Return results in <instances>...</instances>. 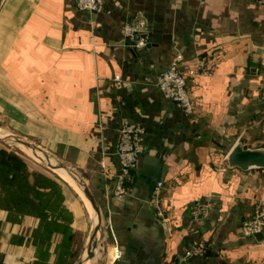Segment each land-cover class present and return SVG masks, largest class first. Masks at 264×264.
Segmentation results:
<instances>
[{"label":"crops","instance_id":"0c3cea01","mask_svg":"<svg viewBox=\"0 0 264 264\" xmlns=\"http://www.w3.org/2000/svg\"><path fill=\"white\" fill-rule=\"evenodd\" d=\"M101 1L98 13L80 10L78 0L0 6V89L20 106L22 122L36 121L38 146L73 166L96 196L103 220L95 260L264 264V231L257 238L241 229L264 207V173L226 165L238 141L264 145V3ZM136 18L147 23L148 45L140 49L128 46L124 34ZM176 54L185 58L183 70L197 56H207L213 68L189 78L194 116L157 86ZM115 76L122 86H114ZM125 121L144 126L145 149L119 194L116 150ZM28 169L18 173L0 163V264H74L78 221L91 222L90 210L61 180L41 172V183ZM159 181L164 218L150 204ZM200 204L209 215L195 221ZM198 249L206 254L187 257Z\"/></svg>","mask_w":264,"mask_h":264},{"label":"built area","instance_id":"2783aa9c","mask_svg":"<svg viewBox=\"0 0 264 264\" xmlns=\"http://www.w3.org/2000/svg\"><path fill=\"white\" fill-rule=\"evenodd\" d=\"M260 1L264 3V0ZM77 5L80 10L91 13H98L103 10L101 0H78ZM124 34L127 45L132 48L140 49L148 45L147 23L143 18H136L126 22L124 25ZM184 60L183 55L176 54L169 68L158 78L157 86L160 88L166 100L178 104L188 115L194 116L197 104L189 90V78L199 75H211L213 68L209 66L207 56L195 57L191 60V65L185 70L181 66ZM113 83L114 86L120 87L123 84V79L121 76H115ZM261 99L264 101V80ZM144 134L145 128L140 124L129 121H125L122 124L116 150L121 166V174L117 184V192L119 194H123L126 190V183L132 181L133 171L144 153ZM164 188L165 183L163 181L157 182L150 199V204L160 218L165 217L161 202ZM208 215L209 207L204 204L197 205L192 210V217L195 221L206 219ZM241 229L243 234L249 237H254L256 234L262 233L264 231V207L257 206L252 218L245 221ZM205 254L206 251L204 249H198L189 252L187 257L204 256ZM118 256H121L120 250H118Z\"/></svg>","mask_w":264,"mask_h":264},{"label":"water","instance_id":"95a60500","mask_svg":"<svg viewBox=\"0 0 264 264\" xmlns=\"http://www.w3.org/2000/svg\"><path fill=\"white\" fill-rule=\"evenodd\" d=\"M1 3L2 0H0V6ZM0 142L10 147L16 148L29 155L33 159L38 160L46 168L55 172H61L74 180L79 190L89 201L91 206V233L87 244L81 251L74 264H85L89 259H93L96 256V250L101 239L103 217L101 206L96 199V196L91 191L90 187L85 182L80 173L69 164L50 157L46 152V154L38 152L34 148H38V146L33 145L26 138L2 131L1 126ZM226 165L230 170L237 169L244 172L264 173V145L250 146L243 140L238 141L227 155ZM160 177H163V175ZM262 235V233H259L256 234V237L260 238Z\"/></svg>","mask_w":264,"mask_h":264},{"label":"rangeland","instance_id":"374dc122","mask_svg":"<svg viewBox=\"0 0 264 264\" xmlns=\"http://www.w3.org/2000/svg\"><path fill=\"white\" fill-rule=\"evenodd\" d=\"M0 86L1 87L3 86L1 81H0ZM10 99H11V94H9L8 92H5V90L3 88L0 89V126H1V130L4 132L14 134V135L22 136V137L26 138L29 142H31L33 145L38 146L37 143H42L43 140L36 136V131H35V127L37 125L36 121L35 122H29V123H27V121L22 122L21 116H20V106L18 105L19 108L16 106H12ZM7 100L9 101V103ZM35 120H36V118H35ZM23 135H25L26 137ZM38 147H40V146H38ZM2 148H8L11 151L17 152L18 155L21 156L26 161V163L29 166L28 170H30V171H28L27 174L32 179H37V181L39 182V181H41L40 178L42 177V174L45 173L49 176L48 178L54 179V180H61L64 187H68L70 190L71 189L74 190L63 178H61L57 174V172L46 168L38 160L33 159L29 155L21 152L20 150H18L16 148L10 147V146L5 145V144L0 142V149H2ZM40 148H42V147H40ZM45 152L50 157L57 159L53 154L51 155V153H49L47 150H45ZM65 163H67V162H65ZM41 172H42V174H40ZM43 182H46V180L41 181V183H43ZM37 194H38V192H37ZM78 198H80V197L78 196ZM83 202L84 201H82V203ZM70 206H71V208H75L76 205L71 203ZM84 206H86V205L84 204L83 208H85ZM77 226H78V228H81V231H82V233L79 234V237L77 239V255H78L79 252H81V250H83V248L85 247V245L88 242V239H89V236L91 233V222H89V220H87V221L80 220V221H78ZM98 256H99L100 260L101 259L103 260L107 257V254L103 251V249L99 248L98 249ZM78 257L79 256H77L76 260L78 259ZM88 261H91L89 264H98L97 259L95 260V257H94V259H89Z\"/></svg>","mask_w":264,"mask_h":264},{"label":"trees","instance_id":"16d2710c","mask_svg":"<svg viewBox=\"0 0 264 264\" xmlns=\"http://www.w3.org/2000/svg\"><path fill=\"white\" fill-rule=\"evenodd\" d=\"M0 163L11 168L14 172H25L27 171L26 161L18 155L17 152L11 151L8 148L0 149ZM28 176V174H26ZM29 191L31 190V187ZM37 193V192H36Z\"/></svg>","mask_w":264,"mask_h":264},{"label":"bare ground","instance_id":"6f19581e","mask_svg":"<svg viewBox=\"0 0 264 264\" xmlns=\"http://www.w3.org/2000/svg\"><path fill=\"white\" fill-rule=\"evenodd\" d=\"M35 148V150H37L38 152H40V153H42V154H46L45 153V150L44 149H42V148H40V147H34ZM57 174L61 177V178H63L74 190H75V192L79 195V197L85 202V204L87 205V207L89 208V210H91V206H90V203H89V201L84 197V195L81 193V191L79 190V188H78V186L76 185V183L74 182V180L71 178V177H69V176H67V175H65V174H63V173H61V172H57ZM106 237V236H105ZM91 261H86V263L85 264H89Z\"/></svg>","mask_w":264,"mask_h":264}]
</instances>
